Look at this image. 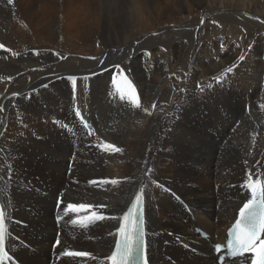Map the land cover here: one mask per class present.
Masks as SVG:
<instances>
[{
    "label": "bare ground",
    "instance_id": "bare-ground-1",
    "mask_svg": "<svg viewBox=\"0 0 264 264\" xmlns=\"http://www.w3.org/2000/svg\"><path fill=\"white\" fill-rule=\"evenodd\" d=\"M214 18L242 22L246 59L232 76L223 72L236 51L217 47ZM190 29L199 31L189 47L167 38ZM0 45L8 251L22 264H110L121 222L111 217L144 189L149 264H217L212 245L248 201V175L264 183V0H0ZM190 51L186 84L180 68ZM116 64L138 82L139 108L114 94ZM106 69L71 87L72 75ZM217 76L225 80L215 90L198 83ZM68 203L91 207L66 213ZM93 212L103 218L86 219ZM200 225L209 241L196 234Z\"/></svg>",
    "mask_w": 264,
    "mask_h": 264
},
{
    "label": "snow or ice",
    "instance_id": "snow-or-ice-1",
    "mask_svg": "<svg viewBox=\"0 0 264 264\" xmlns=\"http://www.w3.org/2000/svg\"><path fill=\"white\" fill-rule=\"evenodd\" d=\"M11 4L12 0H8ZM3 48V45H0ZM223 49V46H222ZM7 51V49H5ZM16 55V53H13ZM243 59V57H241ZM117 69V75L124 78L127 83L128 89H130L129 100L134 107L139 108V100L137 98V89L133 82L124 75V69L119 64L114 65ZM228 72L232 71V68L227 69ZM111 83L114 88L118 89L117 77L111 78ZM182 91V90H181ZM112 92H109L111 95ZM13 95H16L13 93ZM121 95V99H123ZM153 109L156 105H152ZM3 109L0 108V111ZM147 111V109H145ZM150 114V113H149ZM77 116H80V112H76ZM85 127L88 125L85 123ZM91 134V133H89ZM104 148H112L114 151L119 152L121 149L116 148L114 145L104 144ZM149 171H151L149 169ZM107 183V181H104ZM93 183H95L93 181ZM112 184H116L117 181H111ZM251 192V199H248L243 207L239 210V219L236 221L233 228L229 231V238L227 239L226 250L227 254L231 258L244 257L246 260L250 259L251 264H264V183L260 179L253 180L251 174L247 177V183L245 185ZM62 195V194H61ZM143 201H144V189H141L138 194L135 195V199L132 202L130 208L121 218L111 217V219H118L122 222L119 223L118 234L119 240L116 241L115 251L108 257L111 264H133L137 251L140 253V260L142 264H149V260L145 252V232L143 224ZM62 203L59 199L57 204ZM89 207L85 204L68 203L66 208L63 209L66 213H79L86 211ZM102 216H98L95 212L92 213L91 217H87L89 221L92 219H102ZM86 226V225H84ZM7 231L6 227V216L5 210L0 208V264H3L4 259L8 256L5 251V234ZM57 244H60L59 239L56 240ZM262 248L260 259L257 260L255 255H246L256 253L257 247ZM221 245L215 246V251L221 252ZM63 256L68 257H87L90 254L83 251H65L61 253ZM219 258V257H218ZM225 264L227 262L225 261ZM233 264L236 261L233 260Z\"/></svg>",
    "mask_w": 264,
    "mask_h": 264
},
{
    "label": "rangeland",
    "instance_id": "rangeland-1",
    "mask_svg": "<svg viewBox=\"0 0 264 264\" xmlns=\"http://www.w3.org/2000/svg\"><path fill=\"white\" fill-rule=\"evenodd\" d=\"M200 12H198V14H199ZM188 15H187V13H186V17H187ZM214 20V22L212 21V23H213V25L215 24H217L216 25V27H218L219 28V26H220V29L218 30V35H219V37H220V40H219V42L217 43L218 45H217V47L219 48V49H221L222 48V46H223V49L224 50H228V49H231V48H233L236 52H238V53H236V52H232L231 54H236V56H237V60H236V62H233V63H231V64H229V66L227 67L228 69L229 68H232V71L231 72H228L227 71V68L225 69V71L223 72V74L225 73V75L226 76H228V75H230V76H232V73L234 74V72L238 69V68H240L241 66H242V64L244 63V61H245V54H244V51H242V50H240V49H243V44H244V35H243V30H242V28H241V24H242V22L239 20V19H235V20H233V19H226L225 20V23H223L222 21H220V20H218V19H216V18H214L213 19ZM227 21V22H226ZM210 23V22H209ZM239 23H241V24H239ZM226 24H229V26H226ZM214 25V26H215ZM232 27H236V28H232ZM238 27V28H237ZM241 29V30H240ZM199 31V29H190V30H178V31H173V32H170L168 35H167V38L170 40V39H173V38H176V37H181L182 38V40H183V42H184V46L186 45V46H190V43L191 44H194V42H196L195 40H197V38H198V35H197V32ZM177 32V33H176ZM207 34V33H206ZM222 34V35H221ZM241 37V38H240ZM229 38V39H228ZM231 38V39H230ZM243 39V40H242ZM231 40V41H230ZM242 40V41H241ZM225 41V42H224ZM234 43H233V42ZM239 41V42H238ZM223 42H224V44H223ZM242 42V43H241ZM236 43V44H235ZM222 45V46H221ZM240 45V46H239ZM221 46V47H220ZM226 46V47H225ZM239 48H238V47ZM236 47V48H235ZM237 49V50H236ZM162 50V52H164V53H168V50L166 49V48H162L161 49ZM239 50V51H238ZM231 51H232V49H231ZM152 51H147L146 52V58L149 60V61H151L152 60ZM224 53H226V52H224ZM224 53H222L223 55H224ZM150 56V57H149ZM241 57H243V59H241ZM81 58V60H85V58L84 57H80ZM193 53L190 51V52H186L185 54H184V60H183V62H182V66L183 67H181L180 68V72H181V79L187 84V75H189V71H190V68H191V66H192V64L194 63L193 62ZM67 59H68V57H67ZM66 58H64V61H66L67 60ZM214 60L216 61L217 60V58L216 57H214ZM95 61V60H94ZM239 61V62H238ZM243 62V63H242ZM192 63V64H191ZM184 64V65H183ZM232 64H234V65H232ZM154 66V65H153ZM120 67L121 68H123L124 70H126V71H124V75L125 76H127L132 82H133V84L135 85V87H136V89L137 88H139V85H138V82L134 79V76H133V74H131L132 73V71L131 70H129L126 66H124V65H120ZM148 67L150 68V66L148 65ZM238 67V68H237ZM127 68V69H126ZM148 68V69H149ZM154 68V67H153ZM110 69H113V70H115V72L113 73L114 75H112V77L113 76H115L116 75V77H117V82H118V89L119 90H117V88H114L113 87V85H112V83H111V87H112V89H113V92H114V94L118 97V98H120L121 99V94L123 95V99H121V100H125V102L127 103V104H129V103H131L130 101H129V95H130V89H128V87H127V83H126V81L124 80V78H121V76H118L117 75V69L113 66V67H111V68H109V70ZM109 70H103V71H99L98 73H95V74H89V75H81V76H74V75H72V78H74V79H71V87L72 88H74V89H76L77 91H78V88L80 87V83H82L83 84V82H80V81H85V79L87 80V84L84 86V87H86V86H89V85H91V81L95 78V77H97V76H99V75H103L104 76V74H106V73H108L109 72ZM150 70V69H149ZM149 70H147V72L149 71ZM183 72V73H182ZM104 73V74H103ZM131 75V76H130ZM173 77H175L176 75H172ZM185 76H186V78H185ZM229 76V77H230ZM77 77V78H76ZM221 77V78H220ZM215 79V80H214ZM220 79V80H219ZM201 81L200 82H198L199 83V85L201 86V87H205V85L206 84H208V87L211 89V90H215L218 86H220V85H223L224 83V78H223V76H217L216 78H201L200 79ZM204 80V81H203ZM217 80V81H216ZM199 81V80H198ZM213 81H215V82H213ZM74 82V83H73ZM122 82V83H121ZM218 83V84H217ZM221 83V84H220ZM75 84V85H74ZM136 84H137V86H136ZM125 85V86H124ZM121 89H120V88ZM200 87V88H201ZM169 88H171V87H169ZM125 89V90H124ZM202 89V88H201ZM127 90V91H126ZM119 91V92H118ZM129 92V93H128ZM117 94H119V95H117ZM137 98H138V100H139V97L137 96ZM126 99H128V100H126ZM129 102V103H128ZM241 125H240V123L238 124V126L237 127H240ZM68 175H69V171H68ZM178 195V194H177ZM180 196V195H179ZM197 228H200V229H206L203 225H200V226H198ZM197 234V233H196ZM177 240V242L179 243L180 241H181V239L180 238H177L176 239ZM25 248H28V250L31 248V246L30 245H27V246H25ZM53 256H55V258H53ZM50 258L52 259V260H54V259H56V254H51V256H50ZM173 264H175V263H173Z\"/></svg>",
    "mask_w": 264,
    "mask_h": 264
}]
</instances>
